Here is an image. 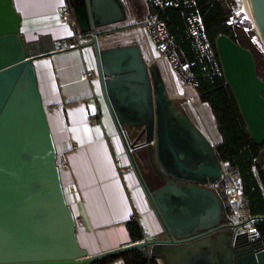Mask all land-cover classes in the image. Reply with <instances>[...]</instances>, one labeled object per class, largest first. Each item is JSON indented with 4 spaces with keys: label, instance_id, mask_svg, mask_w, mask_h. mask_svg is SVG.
Wrapping results in <instances>:
<instances>
[{
    "label": "water",
    "instance_id": "water-1",
    "mask_svg": "<svg viewBox=\"0 0 264 264\" xmlns=\"http://www.w3.org/2000/svg\"><path fill=\"white\" fill-rule=\"evenodd\" d=\"M248 1L264 43V0ZM68 2L80 33L129 18L123 0ZM21 21L14 0H0V264H91L134 249L164 264H264L263 247L243 253L233 245L227 228L236 224L225 200L203 185L222 177L216 145L169 93L159 62H146L138 43L102 47L97 37L87 44L96 51L105 99L166 237L89 254L79 242L39 90L38 48L24 40ZM214 46L251 138L264 145V79L253 50L226 32ZM137 127L141 133L130 143L125 129ZM138 148L162 186L151 188Z\"/></svg>",
    "mask_w": 264,
    "mask_h": 264
},
{
    "label": "crops",
    "instance_id": "crops-1",
    "mask_svg": "<svg viewBox=\"0 0 264 264\" xmlns=\"http://www.w3.org/2000/svg\"><path fill=\"white\" fill-rule=\"evenodd\" d=\"M66 1L14 0V4L21 13L24 40L38 48L34 64L39 90L58 156L67 164L61 168L63 186L74 215L84 220L78 228L79 242L89 254H97L132 243L126 224L131 218L145 227L148 239L159 238L164 228L138 175L126 172L134 168L98 78L95 48L88 41L81 47L70 46L80 32L61 20L60 9ZM143 6L146 17L152 10ZM137 14L138 8L129 18H139ZM147 37L152 41L143 29L134 28L127 42L104 41L101 46L138 43L150 63L162 60L167 87L168 77L177 86L169 93L206 133L208 122L193 105V95L199 98L197 90L191 91L196 87L174 78L167 60L153 53ZM88 69L94 72L91 80L83 78ZM121 166L125 171L121 172ZM114 264L124 262L119 259Z\"/></svg>",
    "mask_w": 264,
    "mask_h": 264
},
{
    "label": "trees",
    "instance_id": "trees-1",
    "mask_svg": "<svg viewBox=\"0 0 264 264\" xmlns=\"http://www.w3.org/2000/svg\"><path fill=\"white\" fill-rule=\"evenodd\" d=\"M195 2L213 46L216 37L226 32L239 44L251 48L257 60L258 73L264 79V53L252 42V35L256 33L255 29L246 30L247 25L244 22L229 23L235 17L239 7L237 0H195ZM156 11L157 8L154 7L152 12ZM160 16L177 38L186 58L195 59L196 52L191 47V40L184 32V18L180 8L170 6L160 11ZM194 69L198 76L196 90L200 101L211 105L222 136L216 144L219 158L228 161L243 178L255 227L263 236L264 220L261 217L264 215V145L255 143L251 138L235 97L226 85L223 75L205 77L198 67ZM126 224L132 242L144 239L143 228L137 218H131ZM143 252L141 249H134L94 260L91 264H114L119 259H122L124 264H164L158 258L147 256Z\"/></svg>",
    "mask_w": 264,
    "mask_h": 264
},
{
    "label": "built area",
    "instance_id": "built-area-1",
    "mask_svg": "<svg viewBox=\"0 0 264 264\" xmlns=\"http://www.w3.org/2000/svg\"><path fill=\"white\" fill-rule=\"evenodd\" d=\"M145 1L157 8V11L150 13L142 19L129 18L124 22L106 26L102 25V27H97L87 33L76 32L75 40L70 46L81 47L85 41L92 40L94 37L99 38L100 36L103 37V35H109L131 28H140L150 36L159 55L167 60L172 75L181 84L197 87L198 76L195 72V67H198L201 74L205 77L223 75L216 50L207 34L203 17L199 14L198 9L196 8L195 0ZM170 6H177L180 8L181 14L184 18V32L191 40V47H193L196 52V58L193 60L186 58L177 38L170 31L166 21L160 16V11H163ZM240 14V12H236L235 17L232 18L229 23L243 22L240 18ZM60 17L62 22L74 27L77 26L68 0L60 9ZM255 28L245 26L246 30ZM252 42L253 44L260 43L264 45L258 30L252 35ZM93 75V70L88 69L83 73V78L91 80ZM125 132L130 143H134L135 137H132V134L134 133L133 129L126 128ZM57 161L60 168L67 166L64 158L58 156ZM220 164V168L222 169L221 179L218 180V182H208L203 185L217 191L225 200L230 220L236 224L233 238V245H236L241 233L253 232L254 216L250 212L249 200L245 194L244 181L240 173L233 169L228 161L220 159ZM123 171H125V168L121 166V172ZM76 222L78 228L84 225V220L80 217H76ZM142 228L145 235L143 240H147L146 229L143 225Z\"/></svg>",
    "mask_w": 264,
    "mask_h": 264
},
{
    "label": "rangeland",
    "instance_id": "rangeland-1",
    "mask_svg": "<svg viewBox=\"0 0 264 264\" xmlns=\"http://www.w3.org/2000/svg\"><path fill=\"white\" fill-rule=\"evenodd\" d=\"M123 1L125 3V6L128 8L127 10L129 13V17L132 13H134V10H136L138 8V14L137 15H139L138 16L139 19L144 18L145 17V11H144L143 5H145L146 6L145 8H147L148 10L154 9V6L151 5L150 3L146 2L145 0H123ZM142 2H143V4H142ZM237 2L239 4L237 12L241 13L240 18L243 20L244 24H246L247 26L255 28V24L251 20L246 18L244 13H242V6H243L242 0H237ZM255 30H256V28H255ZM133 34H134V28H131V29L123 30V31L116 32L113 34H109V35H103V37L100 36L99 42H100V44H102L104 41H106L110 45H116L119 42H127L128 39H126V37L133 35ZM146 40L148 41V44L151 47L153 53L158 54V51L155 49L156 47H154L152 41L149 40L148 37ZM255 45L257 46V48L259 50H261L264 53V45L263 44L256 43ZM147 59L146 60L149 61L148 63H150L152 61L150 58H147ZM153 62H159V64L164 65V62L162 60H154ZM189 88H191V87H189ZM167 89H169L173 92L177 90L176 83L170 77H168ZM195 90H196L195 88H191V91L196 92ZM191 95H193V94H191ZM193 105H195L199 114L204 116V118L207 120L208 124H206V127H204L206 134L213 141V143L216 145L219 142V140L222 139V136L218 130L216 119H215V117H213L214 114H213L211 105L207 102L200 101L198 97H197V100L194 99V95H193ZM138 156H139L138 158L142 162V167H143L144 172H145V177L147 180H150L151 179L150 173H149L150 169H149L148 164H147L146 152L141 150L138 152ZM126 172H129V173L137 176V174L135 173L136 171H134V169H132L130 171L128 170ZM165 237H166V233L163 232L160 234L159 238H165Z\"/></svg>",
    "mask_w": 264,
    "mask_h": 264
},
{
    "label": "flooded vegetation",
    "instance_id": "flooded-vegetation-1",
    "mask_svg": "<svg viewBox=\"0 0 264 264\" xmlns=\"http://www.w3.org/2000/svg\"><path fill=\"white\" fill-rule=\"evenodd\" d=\"M134 134L139 135L141 133L140 128H134L133 129ZM145 151L144 148H138L137 152L139 151ZM147 158V157H146ZM140 160V159H139ZM140 164V167L142 169V172L145 176V172L144 169L142 167V162L138 161ZM147 164L149 167V173H150V180H147L151 186L152 189H156L160 186L163 185L164 181L155 173V171H153L152 166L150 165L148 159H147ZM146 178V177H145ZM264 220V215L261 217ZM236 229V227H228L227 230H234ZM237 248L236 249H240L241 252L243 253H248L250 251H252L253 249H259L261 247L264 248V235L262 236V234L260 232L257 231L256 227H255V221H254V230L253 232H247L245 233V235L243 237L239 236L237 244L235 245Z\"/></svg>",
    "mask_w": 264,
    "mask_h": 264
},
{
    "label": "bare ground",
    "instance_id": "bare-ground-1",
    "mask_svg": "<svg viewBox=\"0 0 264 264\" xmlns=\"http://www.w3.org/2000/svg\"><path fill=\"white\" fill-rule=\"evenodd\" d=\"M242 13L245 14V17L251 20L253 23H255V18L253 17V12L250 6V3L248 0H242ZM185 108V106H184ZM186 109V108H185ZM187 111V110H186Z\"/></svg>",
    "mask_w": 264,
    "mask_h": 264
}]
</instances>
